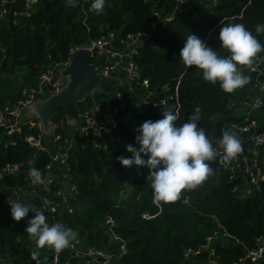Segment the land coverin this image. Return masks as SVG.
<instances>
[{
  "label": "trees",
  "instance_id": "obj_1",
  "mask_svg": "<svg viewBox=\"0 0 264 264\" xmlns=\"http://www.w3.org/2000/svg\"><path fill=\"white\" fill-rule=\"evenodd\" d=\"M72 3L39 0L30 15L16 20L8 17L0 22V107L17 99L26 85H34L41 70L66 60L71 47L85 44L102 33L111 31L123 36L150 29L154 23L150 39L134 56L140 67L139 81L124 82L109 93H102L98 117L103 121V130L99 146L93 145L90 136L74 129L67 164L62 169L65 177L47 184V191L43 185L28 188L23 176L31 167L30 160L35 167L42 166L48 162V153L29 146L23 135L12 136L16 138L15 144L4 147L0 143V165L16 162L20 166L17 174L4 176V183L27 188L26 194L19 193L12 204L20 202L40 209L49 225L62 223L73 229L82 243L95 245L109 254L106 262L89 264H185L184 250L198 246L216 229L213 221L216 217L244 244L215 243L213 258L231 264L245 249L254 247V238L264 231V183L240 198L233 190L239 180L230 179L228 172L217 169L215 159L208 162L214 175L200 187L184 190L176 202L158 204L148 179L149 170L144 166L125 167L117 157H131L126 145L139 148L136 129L147 120L162 119L163 111L176 115L175 123L180 126L199 107L202 119L198 126L205 129L213 146H218L215 139L222 137V129L234 132L232 124L243 122V116L235 112L236 106L240 99L255 95L254 79L243 88L226 93L219 83L206 82L202 70L195 66L186 68L180 60V50L187 36L194 34L218 55L227 57L229 53L221 47L218 36L221 26L232 23L243 24L264 45V34L255 32L256 25L264 24V0H188L187 10L169 21L162 20V16L172 11L174 0H105L101 14L91 10L93 0H72ZM153 10L160 17L152 14ZM143 79H147V87L140 84ZM147 90L152 94L149 103L143 104ZM165 95L173 96L170 104H175L177 114L175 107L162 109L158 98ZM91 104L90 97L75 102L72 115L75 117ZM117 105L120 107L113 114L115 125L111 127L105 117L108 108ZM251 116L256 118V114ZM52 118L57 124L56 131L66 133L64 110L57 109ZM36 131L24 127L22 134ZM64 182L68 184L67 189L63 188L65 199L56 192ZM71 184L75 185L72 190ZM0 188V264H36L31 253L37 245L25 232L34 213L29 211L27 217L15 221L11 204L6 200L13 192L1 185ZM47 200L60 206L49 212L41 207ZM65 205L71 206L72 212H67ZM61 208L64 209L60 211ZM108 218L113 225L106 222ZM110 229L124 240L125 252L121 253L120 240L110 238ZM70 250L69 247L62 250L61 256L70 254ZM39 252L41 264H52L54 249L44 247ZM68 258L72 264H87L74 255ZM247 264H264V257Z\"/></svg>",
  "mask_w": 264,
  "mask_h": 264
},
{
  "label": "built area",
  "instance_id": "obj_2",
  "mask_svg": "<svg viewBox=\"0 0 264 264\" xmlns=\"http://www.w3.org/2000/svg\"><path fill=\"white\" fill-rule=\"evenodd\" d=\"M39 0H0V22L8 17L13 19H21L30 15L34 6ZM83 2L90 0H82ZM215 1V0H213ZM188 8V0H174L172 11L165 13L162 16V20H172L175 14L182 13ZM157 17H160V13L156 10L151 12ZM194 14V18L198 15ZM154 23L151 24L150 29H141L136 32H128L123 36H119L114 32L102 33L98 37L90 39L89 42L74 46L70 48L69 56L66 60L56 63L53 66H49L38 74L36 83L34 85H26L21 90L20 96L13 102H7L0 107V143L6 147L8 144H15L16 138L12 137L14 134L23 135L22 139L31 147L38 151H46L49 159L44 165L35 167L33 160H30V168H37L40 170L42 177L46 184H50L56 181V168L57 166H66V157L68 156V149L72 145L73 134L68 136L66 133L57 132L56 129L52 134L50 146H46L44 143V130L42 121L32 115H25L26 109L29 105L36 101L47 98L48 96L58 93L65 85L68 80L67 75L61 73V70L68 64L70 55L78 48L85 47L89 49L91 53V61H96L100 55L105 52L106 59L100 67H97V73L100 76H112L119 79L122 84L121 77L126 78L125 82L128 81H139L140 67L134 60V56L139 52L140 46L150 39L152 28ZM106 45H110L106 48ZM254 69L251 70L246 67L242 68L245 75L255 74L254 88L256 90L255 95L251 99H240V105H243L246 109L243 115V122L233 123L232 127L234 132L241 140L243 151L231 162L223 161L221 156L216 158L217 169L225 170L229 174L230 179H238L233 190L240 198L247 197L252 193L254 189H258L262 183H264V131L251 132L253 127L256 126L257 120L254 115L258 110L264 108V82L260 80L261 76H264V64L258 62L254 64ZM140 84L145 87L148 86L147 79H143ZM146 95L142 98L143 104L149 103V97L151 91L147 90ZM117 96L120 98L121 93L118 92ZM172 95H165L158 98V101L163 105L162 109H168L169 107H175L174 113L177 114L175 104H170ZM155 99V97H154ZM120 106H123L122 99L119 101ZM95 106L92 102L91 105L79 110L75 116V127L74 129L79 130L81 133L90 136L92 143L95 147L99 146V138L102 135L103 121L98 117L100 112V106ZM156 102H154L155 104ZM231 104V106H233ZM117 105L108 108L109 114L105 117L111 124V127L115 125V117L113 114L117 112L120 107ZM62 124V122L60 123ZM57 126V124H56ZM27 129L36 128V132H28L25 135L22 134L23 128ZM250 133V134H249ZM245 134L249 136L244 138ZM6 136V137H5ZM219 152L223 150L219 146H214ZM20 166L16 162H4L0 165V185L6 189H11L13 194L6 197L9 204H12L19 193L26 194V187H19L17 185H7L4 183L5 175L17 174ZM28 173V171H27ZM23 176L25 185L29 187H36L31 182V178L27 175ZM62 176L64 173L62 172ZM67 183V182H66ZM74 184L70 185V190L74 188ZM57 194L65 199V191L58 187L56 190ZM43 203L42 208L47 209L49 212L55 211L60 203ZM67 212H72V207L65 205L63 206ZM64 208H61L62 211ZM216 229L205 236L198 246L187 247L183 252V259L185 264H223L219 263L213 258L215 254V243L220 242L221 245L227 243L244 245L240 239L232 234L216 217H213ZM107 223L113 225L111 218L106 220ZM110 238L112 240H120L121 253L126 251V245L120 235L110 229ZM256 245L252 248L244 246V253L234 260L231 264H247V262H256L259 258L264 257V231L258 234L254 238ZM69 248L71 249L68 255H74L84 263L89 264L92 261H97V257L105 256L106 262L109 258V254L103 250L97 248L92 244H84L81 242L79 237L70 243ZM62 251L54 252L52 264H72L68 258V255L61 256ZM205 255V256H204Z\"/></svg>",
  "mask_w": 264,
  "mask_h": 264
},
{
  "label": "clouds",
  "instance_id": "obj_3",
  "mask_svg": "<svg viewBox=\"0 0 264 264\" xmlns=\"http://www.w3.org/2000/svg\"><path fill=\"white\" fill-rule=\"evenodd\" d=\"M72 3V0H70ZM75 6V3H72ZM105 9V0H93L91 10L101 14ZM257 34H264V24L255 26ZM221 47L226 49L229 55L223 57L208 44L194 34L186 38L183 48L180 50V60L186 68L195 66L202 70L203 79L213 85L219 83L220 88L226 93L243 88L249 84L251 77L245 75L243 67L251 70L254 64L264 62V45L256 35L243 24L232 23L221 26L219 30ZM201 109L197 107L188 116L186 122L177 126V116L170 111H163L162 119L147 120L140 125L135 137L139 148L132 144L126 145L131 157L120 156L117 160L125 167L144 166L149 172L154 201L156 203L176 202L184 190H195L200 187L210 176L214 175V169L208 162L221 156L223 161L231 162L242 151V143L235 132L222 129V137L215 139V144L222 149L219 152L213 146L204 128L198 126L201 117ZM215 119V117H212ZM147 156L144 159L141 155ZM27 175L34 185H43L45 191L48 186L37 168H30ZM49 203V202H46ZM29 211L34 216L28 220L25 232L33 239L37 248L31 255L36 264H41L39 249L48 247L60 252L70 246L77 238V233L56 222L47 223L44 212L36 207H29L20 202L11 204V216L19 222L28 216Z\"/></svg>",
  "mask_w": 264,
  "mask_h": 264
},
{
  "label": "water",
  "instance_id": "obj_4",
  "mask_svg": "<svg viewBox=\"0 0 264 264\" xmlns=\"http://www.w3.org/2000/svg\"><path fill=\"white\" fill-rule=\"evenodd\" d=\"M110 45H106L109 48ZM106 54L103 52L100 57L92 62L89 49L80 47L76 49L69 58L68 64L61 70V73L67 75L66 85L55 94L45 99L34 102L33 116L42 121L43 129L52 124L53 131L56 123L53 120L55 111L59 108L64 110L66 119L75 120L72 115V107L75 102L90 97L95 106H99L102 93H109L114 87L120 85V81L112 76H100L96 68L103 65ZM31 105V106H32ZM30 111V109H29ZM28 116V114H25ZM30 116V115H29ZM98 261H105V256L97 257Z\"/></svg>",
  "mask_w": 264,
  "mask_h": 264
},
{
  "label": "rangeland",
  "instance_id": "obj_5",
  "mask_svg": "<svg viewBox=\"0 0 264 264\" xmlns=\"http://www.w3.org/2000/svg\"><path fill=\"white\" fill-rule=\"evenodd\" d=\"M197 16V15H196ZM144 42H146V41H144ZM125 80H126V78L124 77V76H122L121 77V81H122V83H124L125 82ZM32 105V104H31ZM29 105V107L26 109V111H25V114H28V115H32L33 114V107H34V105ZM240 107V106H239ZM29 109H30V111H29ZM242 109H237V111L238 112H243V111H241ZM33 116V115H32ZM261 118H262V116L260 117V122H262V123H264V121H262L261 120ZM74 119L73 120H67L66 119V127H65V132H66V134L68 135V136H71L72 134H73V131H74V127H75V124H74ZM53 128H54V126L51 124H48V125H46L45 126V136H44V143L46 144V146H50V141H51V138H52V134H53ZM62 169H64V165H61V166H57V168H56V173H55V175H56V179H59L61 176H62ZM64 178V177H63ZM63 187H62V189L64 188V189H67L68 188V184L67 183H63V185H62ZM1 189V188H0ZM63 189V190H64ZM65 191V190H64ZM32 192V191H31ZM30 192V193H31Z\"/></svg>",
  "mask_w": 264,
  "mask_h": 264
},
{
  "label": "crops",
  "instance_id": "obj_6",
  "mask_svg": "<svg viewBox=\"0 0 264 264\" xmlns=\"http://www.w3.org/2000/svg\"><path fill=\"white\" fill-rule=\"evenodd\" d=\"M245 74V73H244ZM251 78H255V74H251L249 75ZM260 80H262L264 82V76L260 77ZM240 106V107H239ZM237 109H242L241 111L243 112H238ZM235 112L237 115L243 116L246 112V109L244 108L243 105H238L236 106ZM256 126L253 127V130L251 132H259V131H264V123L260 122V117L262 116L261 120L264 121V108H261L260 110H258L256 113ZM74 124H76V122L74 121ZM44 130V129H43ZM54 132V131H53ZM45 134V131H44ZM250 134V133H249ZM249 134H245L244 138L247 139V137L249 136ZM0 137H1V133H0Z\"/></svg>",
  "mask_w": 264,
  "mask_h": 264
}]
</instances>
